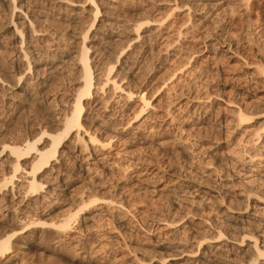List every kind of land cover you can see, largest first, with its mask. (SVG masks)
I'll return each mask as SVG.
<instances>
[{
	"label": "rangeland",
	"instance_id": "obj_1",
	"mask_svg": "<svg viewBox=\"0 0 264 264\" xmlns=\"http://www.w3.org/2000/svg\"><path fill=\"white\" fill-rule=\"evenodd\" d=\"M16 1L17 9H24L25 6L36 11L40 20L35 24L37 31L50 32L58 45L70 50H76L79 37H85L86 46L91 48L90 55L104 50V54L98 55L101 68L114 63V73L119 71V78L124 83L127 81L143 86L151 107L148 111L150 118L145 120L144 127L149 128L145 133L148 132L151 141L147 142L149 147L142 149L140 154L145 169L142 168L140 176L132 175L137 180L128 178L130 171L123 167L126 163L122 161L112 175L97 179V183L104 185L101 190L97 192L95 188L89 189L90 200L92 198L96 201L91 205V213L101 208L100 203L104 200L119 204L115 209L108 208L101 213L96 219L98 223L95 221V230L92 226L90 229V226L83 229V233H79L82 235L79 242L67 239L57 243L39 235L24 241L25 243L19 242L14 262H175L167 258L168 255H173L178 250L176 242L185 240L190 243V237H197V234L189 233L196 230L195 224L198 225L211 216L220 220V213L225 208L242 206L237 193L244 186L242 180L245 176L237 164L232 165L231 160L234 155L257 153L254 149H258L259 145H255L254 149L247 146L243 143L244 137L238 143L242 130L234 135L231 127L239 112L245 117L249 116L251 120L248 127L256 132L264 122V0H226V4L214 12L215 15L208 17L196 11L199 8L196 0H112V3L100 0L97 4L102 16H97L96 21L92 19V23L89 21L91 17L88 11L91 8L82 5L84 0H45V5L41 6L42 0ZM58 1L79 3L84 10L81 12L73 9V12L79 14L76 17L65 4ZM107 3L117 7L114 13L120 21H127L132 25L147 17L153 21L147 28L148 38L150 37L147 46L139 54L134 49L135 43L130 41L133 37L110 39V27L107 24L111 20L104 15L108 11ZM68 14L72 16L65 19ZM16 15L18 13L12 18L9 9L8 12H0V77L5 80L0 88L1 139L20 136L33 138L39 133L36 127L43 122L42 116L45 115V110L39 106L36 109V105L26 99L31 92V87L26 84L30 75L23 74L14 67L16 57L11 53L14 45L12 25L16 24ZM42 17L48 19L44 21ZM163 19L165 21L160 25L158 21ZM50 48L45 47L44 51H40L42 57L39 56L38 60L43 65H49L52 61ZM122 49L125 51L122 53L124 55L119 56ZM126 53L131 54L127 60ZM32 66L34 65L31 64ZM55 74H52L50 83L52 90H71L73 82L79 78L77 70L71 66L56 71ZM24 94L26 101L23 100L24 103L19 108ZM196 97L203 100V105L190 103V99ZM110 103V100L106 101L105 105L97 98L91 109L85 112L86 123L99 124L107 121L110 109L112 113L119 110L117 104L112 102L110 107ZM119 114L116 123L121 128L126 126L130 116L127 115L128 112ZM129 133L131 132H127V135ZM72 148L65 139L59 153L65 162L66 171L73 174L74 180L69 184V190L60 193L61 205L48 213L44 218L45 222L55 219L73 203L75 197L88 190H85L84 185L87 186L90 181L86 184L87 181L79 173L80 164L74 158L76 153ZM121 148L122 142L115 146L116 150ZM256 157L259 158V164L254 171L257 175L253 184L264 192V160L261 161L259 155ZM209 173L212 174L206 183L204 177ZM139 179L142 182L136 186ZM190 203H196L197 208L199 207L197 211L189 209ZM251 205L252 199L249 207ZM232 211L228 210V213ZM95 213L97 214L96 210ZM185 214L189 221H193L192 226H189L192 230L184 229L176 236H168L169 234L159 230L163 223L171 221L175 224L178 222V225L183 222L181 226L176 225V229L181 230L187 223V219L179 222ZM76 225L73 230L79 227V224ZM156 228L158 229L154 231ZM69 235H74V232ZM202 235L206 234L203 232ZM181 257L183 255L178 258ZM146 259L151 260L144 263Z\"/></svg>",
	"mask_w": 264,
	"mask_h": 264
},
{
	"label": "bare ground",
	"instance_id": "obj_2",
	"mask_svg": "<svg viewBox=\"0 0 264 264\" xmlns=\"http://www.w3.org/2000/svg\"><path fill=\"white\" fill-rule=\"evenodd\" d=\"M99 1L84 0L82 4L91 8L88 10L91 23L94 22L92 19L96 21L97 16H102L98 9L97 3ZM196 1L199 6L196 11L207 17L213 15L216 10L221 9L226 4V0ZM16 2V0H0V12H6V10L8 12L9 9L12 18L15 13H18L16 24L12 25L14 45L11 53L16 57L15 69L30 75V78L26 79V84L31 87L29 97L26 98V95H23L22 101L19 102V108L27 99L30 100V103L33 102L32 105H36V107L34 106L36 109L39 106L45 110V115L42 116L43 120L41 121L43 122L40 121L41 123L36 127L39 133L33 138L29 139L26 136L12 139L0 138V264H16L13 258L16 257L17 250H19L18 243L31 240L38 235L51 238L57 243L67 239L79 242L82 236L79 233L82 234L83 229H87L89 226L90 229L92 226L95 230V221L101 213L107 211L108 208L118 207L119 204L104 200L100 203L101 208L95 209L97 214L95 210L91 213V205L96 201L92 198L90 200L89 189L101 190L104 185L97 183V179L108 177L109 174L112 175L122 161L126 163L123 164V167L130 171L128 178L140 176V173L143 172L142 168H144L142 158L140 159L141 150L149 147L147 142L151 141L149 139L151 136L148 132L145 133V130L149 128L144 127L145 120L150 118L148 111L151 107L143 86L127 81L124 83L123 79L119 78L120 72L114 73V63H109L107 68H101L102 63L98 61V55L104 54V50L92 52L93 55H90L91 48L86 46L85 37L83 39L79 37L80 42L76 50L75 48L70 50L69 47L66 49V46L58 45L57 40L52 38L50 32L35 29L36 21L39 20L36 11L25 6L24 9L22 7L17 9L15 7ZM58 2L65 4L72 15L78 14L73 12L75 8L81 12L84 10L82 6L78 5L79 3ZM109 2L112 3V0ZM44 3L45 0H42L40 6ZM112 5L107 3L106 10L108 11L104 13L111 20L107 24L110 27V39L119 40L122 36L133 37L130 41L135 43L134 49L139 54L147 46L150 38H148L147 28L153 21L148 17L140 22H135L133 25L127 21H120L114 13L117 7ZM69 16V14L68 18L65 16V19H69L71 17ZM42 18L44 21L48 19ZM164 21L163 19L158 23L161 25ZM45 47L52 49L50 57L52 61L49 65H43L38 60L39 56L42 57L40 51H44ZM123 51L124 49L121 50L119 56L124 55H122L125 52ZM127 54L125 60L131 56V54ZM31 64L34 66L31 67ZM69 66L77 70V76H79L73 82L71 90L50 89L52 74H55L56 71L65 70ZM4 83L5 80L0 77V88ZM97 98L101 99L105 105L106 101L110 100L111 103L119 106V110L112 113V109H110L109 118L103 123L92 122L87 124L86 119H84L85 112L91 109V105L96 102ZM200 99L192 98L190 103L201 106L203 100L200 101ZM111 103L109 104L110 107ZM119 112H128L127 115L130 116L126 126L121 128L116 123L120 115ZM236 115V122L231 130L234 135L242 130L238 143L244 137L243 143L247 146L253 148L255 145H259L258 149L257 147L253 148L257 153H245L236 155V157L234 155L233 159L231 158L232 165L237 164L245 176L242 180L244 186L237 193V197L242 201V206L235 209L225 208L220 213L222 216L220 220L211 216L207 220L201 221L200 224H195V231L189 227L192 226L193 221H189L186 214L179 221L182 222V220L187 219L186 225L181 230L176 228L181 226L183 222L180 225L177 224L178 222L175 224L174 221L161 223L162 227L159 230H163L166 232L165 234H169L168 236H176L179 232L189 228L192 230V232L189 231L190 234H197V237H190V243L178 239L180 241L176 242L175 247L178 249L176 253L174 251L173 255H168V257L166 255L167 258L175 261L171 264H264V192L255 188L253 184L257 175L254 174V171L259 164L257 163L259 158L256 156L259 155L260 160H264V122L259 131L256 132L248 127L251 120L249 116L245 117L240 112ZM241 124H243L242 127ZM127 132L131 133L127 135ZM65 139L76 153L74 158L80 164L79 173L85 178V182L87 181L86 184L89 181L90 183L87 186L84 185L85 190L88 189L87 192L75 197L73 203L55 219L45 222L44 218L48 216V213L55 211V208L61 205L60 193L69 190V184L74 180L73 174L68 170L66 171L65 162L59 153V149L64 146ZM120 142H122V148L116 150L115 146ZM126 174L125 177L127 178ZM210 174L212 173L206 174L207 176L204 177L206 183ZM134 177L131 179H135ZM141 182V180L136 181L135 185L138 186L137 184ZM82 183L84 184V179ZM93 191L95 190L93 189ZM251 196L253 197L251 198ZM199 199L202 201V198ZM250 199H252L251 207H249ZM196 202L200 203V201ZM190 204L189 209L191 210L199 208L195 205L196 203ZM228 210L233 211L228 213ZM76 224H79V227L73 230ZM94 224L95 226H93ZM157 224L159 223L157 222ZM122 229L125 230L123 227ZM201 231L206 235H202L203 232ZM73 232L74 235L70 236L69 233ZM169 249L166 250L169 251ZM181 255L183 257L178 258ZM165 258L161 259L164 260ZM150 260L146 259L144 263L146 261L148 263ZM158 264L162 263L159 262Z\"/></svg>",
	"mask_w": 264,
	"mask_h": 264
}]
</instances>
